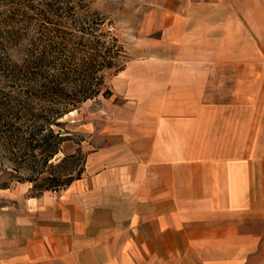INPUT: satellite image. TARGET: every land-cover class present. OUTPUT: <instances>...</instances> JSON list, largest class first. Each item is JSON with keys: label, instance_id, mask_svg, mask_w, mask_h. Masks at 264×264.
I'll return each instance as SVG.
<instances>
[{"label": "crops", "instance_id": "obj_1", "mask_svg": "<svg viewBox=\"0 0 264 264\" xmlns=\"http://www.w3.org/2000/svg\"><path fill=\"white\" fill-rule=\"evenodd\" d=\"M129 47L80 177L0 189V264H264V0H161Z\"/></svg>", "mask_w": 264, "mask_h": 264}, {"label": "trees", "instance_id": "obj_2", "mask_svg": "<svg viewBox=\"0 0 264 264\" xmlns=\"http://www.w3.org/2000/svg\"><path fill=\"white\" fill-rule=\"evenodd\" d=\"M121 55L105 19L82 0H0V141L10 161L45 165L70 138L60 118L110 94L106 73L122 68ZM81 171L72 166L25 181L37 195Z\"/></svg>", "mask_w": 264, "mask_h": 264}, {"label": "rangeland", "instance_id": "obj_3", "mask_svg": "<svg viewBox=\"0 0 264 264\" xmlns=\"http://www.w3.org/2000/svg\"><path fill=\"white\" fill-rule=\"evenodd\" d=\"M82 1L89 10L97 12L105 19L107 27L110 28L117 40V45L121 48L122 55L117 59V64H124L135 53L130 50L129 43L144 13L161 0ZM115 74L113 72L106 73L105 85L109 91L111 79ZM110 95L98 94L92 99L83 101L76 109L70 111L71 113L68 112L60 118V121L63 122L61 128L68 133L70 138L60 144L59 151L45 165L41 159H37L31 168L21 161L11 162L10 154L0 141V189L9 188L15 183H19L17 180L32 185V182L25 181V179L35 178L38 182V178L46 176L49 172L53 171V174L59 175L65 173L67 168L72 166L82 168L81 175L84 171L86 153L102 141V137L97 135V131L104 124L107 110L110 112L112 105L118 103V98H113ZM33 192L36 191L33 190Z\"/></svg>", "mask_w": 264, "mask_h": 264}]
</instances>
